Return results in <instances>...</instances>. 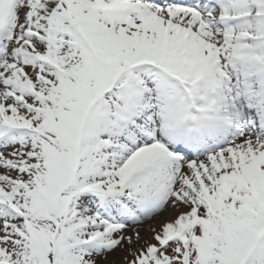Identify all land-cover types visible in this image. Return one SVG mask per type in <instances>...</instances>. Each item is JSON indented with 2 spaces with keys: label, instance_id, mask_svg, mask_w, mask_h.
<instances>
[{
  "label": "snow or ice",
  "instance_id": "obj_1",
  "mask_svg": "<svg viewBox=\"0 0 264 264\" xmlns=\"http://www.w3.org/2000/svg\"><path fill=\"white\" fill-rule=\"evenodd\" d=\"M0 264H264V0H0Z\"/></svg>",
  "mask_w": 264,
  "mask_h": 264
}]
</instances>
